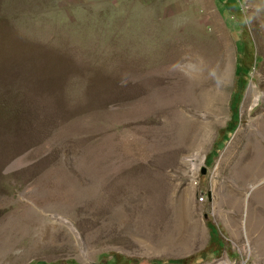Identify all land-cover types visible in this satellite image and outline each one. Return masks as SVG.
I'll list each match as a JSON object with an SVG mask.
<instances>
[{
  "label": "rangeland",
  "instance_id": "1",
  "mask_svg": "<svg viewBox=\"0 0 264 264\" xmlns=\"http://www.w3.org/2000/svg\"><path fill=\"white\" fill-rule=\"evenodd\" d=\"M211 11L233 50L227 85ZM263 17L264 0H0V264H264V143L251 145L264 134ZM184 40L216 59L200 104ZM78 175L102 183L99 197H77ZM134 191L140 242L118 223ZM55 213L98 233L90 259L66 229L64 246L35 250L34 221Z\"/></svg>",
  "mask_w": 264,
  "mask_h": 264
},
{
  "label": "bare ground",
  "instance_id": "2",
  "mask_svg": "<svg viewBox=\"0 0 264 264\" xmlns=\"http://www.w3.org/2000/svg\"><path fill=\"white\" fill-rule=\"evenodd\" d=\"M260 8H262V7H260ZM258 12H260V11H258ZM210 13L212 14V17L214 18V19L213 18L212 19L215 22L214 26L216 27V31H218V33L220 34L221 40L219 39L218 42L225 41V43H226V50H225V52H226V56L225 57L226 58H225L223 64L222 63L218 64V65L221 66V71L219 69H216V68L213 71V78H215L216 75L218 74V72L220 71V72H222L221 73L222 81L225 83V85H227V83L229 82V80L231 78V69H232L231 54H233V53H231V51H233V50H231V48L229 46L228 38H226V35L224 34V32L219 28V26H218L219 24L217 25V19L213 15V12L211 11ZM211 42L214 43L213 40ZM183 46H184V49H185L186 58H185V61L182 63L183 64L182 69L188 74V80L190 81V84H191L190 86H192L191 88L188 86V88H190L188 90V94L191 95L190 96V100H194L195 103L200 104V102H201V100H200V98H201V89H200L199 80L201 78V74H202L201 72H202L203 66L205 64L209 68L215 67L214 64L216 63L215 62L216 59L214 58V56L211 57L210 54H209L210 56L207 55L206 52H204L201 48L197 47V45H195L191 41L184 40L183 41ZM211 46H212V44L210 43L209 47H211ZM212 48H213V51L216 50L215 43L213 44ZM208 50H209V53H210L211 49H208ZM222 57L224 58V56H222ZM218 65L216 67H218ZM195 83H197V85H195ZM214 92L215 93H213L212 95L208 94V96L210 95L209 96V102H211L213 104L217 102L219 107L217 108L218 111H216V112H222V110H223L222 106L224 105L225 97H226L225 92L223 90H221V89H217ZM251 99H252V101H250ZM257 100H258V95L253 91V87H250V89L248 91V94H247V97L245 99V104L244 105L248 104L249 102L255 103V102H257ZM200 121H202L203 123H206L207 120L203 117V118L200 119ZM196 127H197V124H196ZM263 128H264V126H263ZM204 142H208V141L206 140ZM262 143H264V134H260V135L255 136L253 138V141L251 142V145L253 147H255L256 145L257 146H259V145L261 146ZM259 155H261V154H259ZM197 161H199V162H197ZM204 161H205V157H200L197 154H194V155L191 156V159H188V161H186V164H191L193 173H197V170L199 169L200 166H202L204 164ZM253 161L254 160H251V159L248 160V161H245V163L243 165L244 168L249 167V165L251 166ZM256 166H253V167L255 168ZM251 172H252V170H251ZM91 175H93V173ZM98 175H100V174H98ZM88 181L89 180L87 178H84L82 175L81 176L80 175L77 176V187L75 188V191H76L77 197L80 200H81V198L83 200L84 199L86 200V198L87 199H94L95 196L99 197V195L101 194V193H99V189H100L102 183L97 182L95 184H92V183L91 184H87ZM102 188H104V187H102ZM126 196H127V199H128V204L124 203V204H127V205L117 208V211L119 212V214L122 215V217L120 218L121 220L119 219V222H118L119 225H120V228L123 229L128 235H130L136 242L145 241L144 237H140L139 238V236L137 235L138 230H136V229L133 230L132 229V228H135V226H134L133 223H130V224L128 223L129 220H127V219H129V218H128L127 214H126V211H131L132 210V205L137 200L136 198H139V194H137L134 191V193H132V194L129 193ZM66 208L69 209V208H71V206L70 205H66ZM42 216L43 217L40 220L34 221L35 225H38L37 221H40L41 222L40 226H41V229H42L41 230V234L39 236V239L37 241H35V245H36L35 250L41 249L45 245L51 244V241L55 242V243L60 241L61 246H58V247L64 246L65 242L61 241V239L60 240L57 239V238H59L58 234H60V231H58V229H66V232L69 235H68V239L67 240L65 239V240L69 242L67 244H70V243L74 244V248L78 252V257L81 260H88V259L91 258V256L93 255V252H94V246L93 245L96 243L98 233H97V235L94 233L93 235H88L86 237H83L82 234L80 233V231L78 230V228L75 227L74 224L71 221H68V220L64 219L63 216H61L60 214H56V213L55 214H47V215L44 214ZM115 220H117V219H115ZM181 240H183V239H179L178 241L180 242ZM225 264H227V262H225Z\"/></svg>",
  "mask_w": 264,
  "mask_h": 264
},
{
  "label": "trees",
  "instance_id": "3",
  "mask_svg": "<svg viewBox=\"0 0 264 264\" xmlns=\"http://www.w3.org/2000/svg\"><path fill=\"white\" fill-rule=\"evenodd\" d=\"M249 80H250V78H248L246 81H245V83H242V85H240L239 86V91H238V93L237 94H235L234 95V97H233V103H232V110H236V111H238V105L240 104V102H241V100H242V98H243V95H244V91H245V89H246V87H247V85H248V82H249ZM208 256V255H207ZM200 256L198 255L197 256V258H196V260L197 259H200V260H198V261H204L207 257L206 256H202L201 258H199ZM195 261V260H194ZM108 264H114V263H112L111 261L110 262H108ZM121 264V263H120ZM174 264H188V262L187 261H178V262H174Z\"/></svg>",
  "mask_w": 264,
  "mask_h": 264
},
{
  "label": "built area",
  "instance_id": "4",
  "mask_svg": "<svg viewBox=\"0 0 264 264\" xmlns=\"http://www.w3.org/2000/svg\"><path fill=\"white\" fill-rule=\"evenodd\" d=\"M189 167H191V164H187ZM201 166L199 167V169L197 170V172L200 170ZM191 171H192V167H191ZM193 172V171H192Z\"/></svg>",
  "mask_w": 264,
  "mask_h": 264
}]
</instances>
